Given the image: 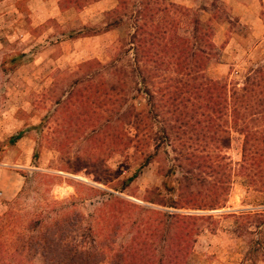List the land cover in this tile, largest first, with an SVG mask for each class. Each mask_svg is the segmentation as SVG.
<instances>
[{
	"label": "rangeland",
	"instance_id": "rangeland-1",
	"mask_svg": "<svg viewBox=\"0 0 264 264\" xmlns=\"http://www.w3.org/2000/svg\"><path fill=\"white\" fill-rule=\"evenodd\" d=\"M95 1L0 0V264H264L240 126L220 119L228 148L204 149L158 102L169 82L243 87L264 65V0ZM206 155L231 173L217 210Z\"/></svg>",
	"mask_w": 264,
	"mask_h": 264
},
{
	"label": "trees",
	"instance_id": "trees-1",
	"mask_svg": "<svg viewBox=\"0 0 264 264\" xmlns=\"http://www.w3.org/2000/svg\"><path fill=\"white\" fill-rule=\"evenodd\" d=\"M166 20L167 18L164 19L165 25ZM152 33L142 32L141 36L146 34L150 39L141 37L138 41L139 53L146 62L153 54L151 47L158 46L154 41L159 40L165 45L164 42L168 38L158 29ZM194 68L199 70L198 66ZM169 83L158 99L160 108L171 109L177 114L178 121L182 123L181 127L202 136L199 140L201 143L208 139L203 146L204 149L208 145L210 146L208 149H215V144L218 145L216 149L228 148L230 131H226L223 138L219 137L217 129L221 127L218 124L220 119L223 118L222 123L226 125L231 123L232 126H240L239 130L244 137L242 145L244 163L239 174L247 179L251 188H258L259 193L264 192V65L252 70L241 88L229 89L228 85L212 80L197 82V79H194L190 83L184 81ZM145 94L154 101L155 96L147 91ZM184 111H188L190 116L184 117ZM199 130L201 132L197 133ZM21 138L22 133H18L10 138L9 144H15ZM221 159L217 155L196 158L200 160L201 166L198 164V167H203L207 171L205 174L207 179L200 176L198 178L202 180V184L209 181L207 185L212 193L211 197H205V201H202L205 210L221 209L226 202L225 196L229 191L231 173L229 165ZM188 197L183 199L186 201ZM6 217L12 219L10 215Z\"/></svg>",
	"mask_w": 264,
	"mask_h": 264
},
{
	"label": "crops",
	"instance_id": "crops-1",
	"mask_svg": "<svg viewBox=\"0 0 264 264\" xmlns=\"http://www.w3.org/2000/svg\"><path fill=\"white\" fill-rule=\"evenodd\" d=\"M111 2H113V0H97V1L93 2V5L94 6H98V7H104V6H106L107 4H109ZM238 8L240 9L241 7L239 6ZM111 9H113L112 6L111 7H105V11H107V12L110 11ZM248 15H249V17H248ZM236 16L238 17L239 22L241 24H245V25L251 24L252 26H254V19H253L254 18V14L252 12H250V10H248V9L247 10L246 9L242 10L241 9L236 14ZM247 19L250 20L251 22L249 23V21Z\"/></svg>",
	"mask_w": 264,
	"mask_h": 264
}]
</instances>
